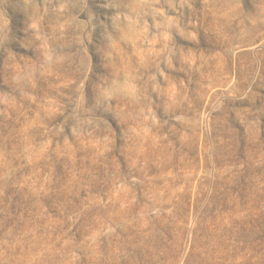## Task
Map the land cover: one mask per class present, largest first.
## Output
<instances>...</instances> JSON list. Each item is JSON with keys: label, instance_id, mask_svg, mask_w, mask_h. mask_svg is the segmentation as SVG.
<instances>
[{"label": "rangeland", "instance_id": "374dc122", "mask_svg": "<svg viewBox=\"0 0 264 264\" xmlns=\"http://www.w3.org/2000/svg\"><path fill=\"white\" fill-rule=\"evenodd\" d=\"M136 1L0 0V264H264V0Z\"/></svg>", "mask_w": 264, "mask_h": 264}, {"label": "bare ground", "instance_id": "6f19581e", "mask_svg": "<svg viewBox=\"0 0 264 264\" xmlns=\"http://www.w3.org/2000/svg\"><path fill=\"white\" fill-rule=\"evenodd\" d=\"M133 5L136 6V7H138L140 4H139L138 1L133 0ZM126 33L129 34V35H131L134 39H136L137 36H139L138 33L134 29H132L130 27L126 30ZM134 55H137L139 57L137 59L138 60H141V62L147 61V63H148L149 62V59L151 58V56H149V55H143L141 53H137V54H134ZM132 67H133V64H132V56H130L129 63H128L127 68L131 71L132 70ZM124 85H126V84H124Z\"/></svg>", "mask_w": 264, "mask_h": 264}]
</instances>
